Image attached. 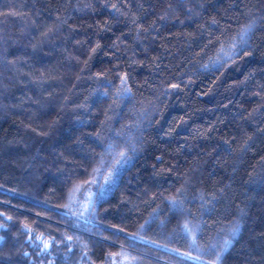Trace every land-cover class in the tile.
<instances>
[{"label":"trees","instance_id":"trees-1","mask_svg":"<svg viewBox=\"0 0 264 264\" xmlns=\"http://www.w3.org/2000/svg\"><path fill=\"white\" fill-rule=\"evenodd\" d=\"M123 248L264 264V0H0V264Z\"/></svg>","mask_w":264,"mask_h":264},{"label":"rangeland","instance_id":"rangeland-1","mask_svg":"<svg viewBox=\"0 0 264 264\" xmlns=\"http://www.w3.org/2000/svg\"><path fill=\"white\" fill-rule=\"evenodd\" d=\"M110 182H113V180H111ZM110 182L108 181V179L104 180L103 182L93 179L89 184L78 185L71 194L69 201L70 206L75 207L77 203H80L81 198L84 197V194L88 196V194L95 193L96 190L100 192V195L103 194V192L106 193V191L112 184ZM67 211V213L71 217H79L85 215L81 211L77 213L75 211L68 210V208ZM137 259L133 254L130 253V250L123 248L121 249V251L113 255L106 264H137Z\"/></svg>","mask_w":264,"mask_h":264},{"label":"snow or ice","instance_id":"snow-or-ice-1","mask_svg":"<svg viewBox=\"0 0 264 264\" xmlns=\"http://www.w3.org/2000/svg\"><path fill=\"white\" fill-rule=\"evenodd\" d=\"M119 155H120V159L117 160L116 163L122 164L123 162H126L125 153H120ZM112 175H114V173H110L109 178H108L109 180L111 179ZM237 231H238V228L233 229V235H235ZM69 239H71V238H69ZM223 243H224V249L226 250V248L230 245V241L225 240ZM44 247H45V249H47L49 247V244L46 242L44 244ZM217 259H219V256H217Z\"/></svg>","mask_w":264,"mask_h":264}]
</instances>
